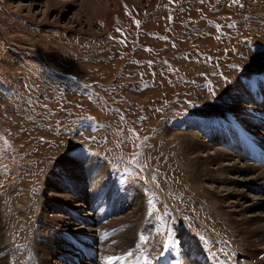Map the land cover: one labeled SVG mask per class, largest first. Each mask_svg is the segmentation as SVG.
<instances>
[{"label": "rangeland", "instance_id": "obj_1", "mask_svg": "<svg viewBox=\"0 0 264 264\" xmlns=\"http://www.w3.org/2000/svg\"><path fill=\"white\" fill-rule=\"evenodd\" d=\"M43 1L0 0V264H42L55 237L73 247L65 257L93 249L82 264H252L241 238L257 217L225 215L177 131L239 152L261 129L264 0H105L89 28L78 5L54 21ZM67 172L89 183L73 193L83 204L46 185ZM56 212L69 232L48 229Z\"/></svg>", "mask_w": 264, "mask_h": 264}, {"label": "bare ground", "instance_id": "obj_2", "mask_svg": "<svg viewBox=\"0 0 264 264\" xmlns=\"http://www.w3.org/2000/svg\"><path fill=\"white\" fill-rule=\"evenodd\" d=\"M26 4V5H25ZM17 3V7L21 8L23 5L25 6H31V4H27V3ZM35 5H37L40 8V13L42 15L45 14V12H53V19L54 21H59L61 18H63L64 21L68 20L67 16L70 12V16L71 17L74 14L73 9L76 8V6L78 5V10H84L85 11V19H84V23L86 25L87 28H89L91 26V22H90V15H91V9H93L94 7H103L107 5V2L105 0H44L42 3H33ZM75 7V8H74ZM16 8V7H14ZM39 9V8H38ZM27 10V9H25ZM22 12V11H21ZM77 13V10L76 12ZM33 14V13H32ZM47 14V13H46ZM64 15L65 19H64ZM39 18V17H38ZM70 20H68L67 22H69ZM67 24V23H66ZM72 24V23H70ZM245 82V81H244ZM250 87V86H249ZM246 92V91H245ZM238 94V93H237ZM248 94V93H247ZM242 95V94H241ZM232 96V95H231ZM230 96V97H231ZM244 96V93H243ZM243 98V97H242ZM231 100V99H230ZM243 101V100H242ZM241 101V102H242ZM232 102V101H231ZM237 102V101H236ZM230 105V104H229ZM235 108L237 109V107L235 106ZM240 109V107H238V110ZM172 112V111H171ZM243 112V111H242ZM175 112H173L174 114ZM225 113V111H224ZM250 113V112H247ZM253 113V112H252ZM226 114V113H225ZM229 114V113H227ZM234 114V113H233ZM238 114V113H237ZM258 113H256L257 115ZM168 115V114H167ZM176 116V115H175ZM248 116V115H247ZM198 117V116H197ZM240 117V116H239ZM233 118V117H232ZM199 119V117H198ZM202 119V118H201ZM228 119V118H227ZM190 120L191 116H190ZM207 120V118H206ZM206 120L204 122H206ZM211 120V119H210ZM217 120V119H216ZM231 120V119H230ZM201 121H199L200 123ZM228 122V121H227ZM238 122V120H237ZM182 123V122H181ZM208 123H210L208 121ZM176 124V123H175ZM227 125V124H226ZM195 126V125H194ZM209 126V125H208ZM244 126V125H243ZM251 126V125H250ZM187 127V126H186ZM205 127V126H204ZM235 127V126H234ZM239 127V126H238ZM199 128V127H198ZM229 128V127H228ZM237 128V127H236ZM258 128V127H257ZM224 129V128H223ZM252 129V128H251ZM168 129H166L167 131ZM176 130V128H175ZM179 130V129H178ZM204 130V128H203ZM215 130V129H213ZM233 130V129H232ZM169 131V130H168ZM164 132V131H163ZM170 132V131H169ZM178 134L182 135L183 137V142H186L187 146L183 149L184 150V154H192L194 158H198L200 159L204 164L205 167L202 171H205V174L207 175L206 178H203L202 176L199 177V179H202V181H207V183L209 184L210 189V193L212 195V197L214 198L213 200L217 201L218 204H220V208L223 210V212L225 213L226 216L229 217V219L232 220H245L247 219V217H253L256 216L258 219V223H260V225H256L259 226L258 230H255L252 232V234L250 235H246L244 236L242 239V241L244 242L243 244H245V246L247 247H251L250 249H245L246 252V259H249L250 261H252V264H264V204H260L258 202L255 201H249V198L246 194V189L249 190V188L253 191H260L259 190V186L255 185L252 183V181H258V184H260L261 190L264 191V166L259 164V163H251L253 162L251 158H244L243 156H241L237 151H235L232 147H231V151L228 150H224L221 147H219V142L216 140H213L212 142H206L205 140H203L202 138H200V134L198 132H196L195 130H185V131H177ZM208 132V131H207ZM215 132V131H214ZM241 132V131H240ZM165 133V132H164ZM204 133V132H203ZM264 134V133H263ZM216 135V133H215ZM223 135V134H222ZM216 137V136H215ZM225 142V141H224ZM264 142V141H263ZM231 144V143H230ZM227 146V145H226ZM81 154V153H80ZM74 156V155H73ZM79 156V155H78ZM85 156V155H84ZM190 156V155H189ZM87 157V156H86ZM84 158V157H83ZM77 159V158H76ZM89 159V158H88ZM80 161V160H79ZM84 161V159H83ZM82 161V162H83ZM87 161V160H86ZM90 161V160H89ZM64 162H70L69 159H67ZM81 162V163H82ZM92 162V161H91ZM192 162V161H190ZM61 163V162H60ZM63 163H61V165H63ZM80 163V162H79ZM195 163V162H194ZM92 164V163H91ZM201 164V163H200ZM68 165V164H67ZM65 166V165H63ZM75 164H71L70 167H75ZM197 166V165H196ZM82 167H84L82 165ZM99 167V166H98ZM55 169V168H54ZM73 169V168H72ZM79 170V169H78ZM85 170H87V168H85ZM84 170V172H85ZM103 170V169H102ZM55 171V170H54ZM52 171V172H54ZM63 171H66V168H63ZM73 171V170H72ZM75 171V170H74ZM83 171V170H82ZM76 172V171H75ZM92 172V171H91ZM106 172V171H105ZM70 173V172H69ZM90 173V172H89ZM100 173V172H99ZM66 178H68L69 180L67 181V179H65V177H61V181H57L60 180V178H58L57 180L52 181L51 179H49L50 182H48L46 185L51 189V187L53 189H55L56 191H58L60 194L59 196H66L68 199H70V201L73 204H79L78 202L80 201V203L83 202V199L77 198L76 196L73 195V193H80L83 195L84 192V188L86 186L89 185V183L86 181L85 182H81L78 181L79 176H81L80 173H76V175H70L65 174ZM61 176V175H60ZM78 176V178L76 177ZM83 176V175H82ZM85 176V175H84ZM91 177V176H90ZM86 178V180L91 181V179ZM150 177V176H149ZM83 178V177H82ZM150 181V180H149ZM151 182H153L151 180ZM67 185L66 184H69ZM204 183V182H203ZM206 183V184H207ZM45 185V184H44ZM200 185V184H199ZM73 186V187H72ZM247 187L245 189V187ZM69 188L71 189L69 192ZM88 188V187H87ZM48 189V188H47ZM216 189V190H215ZM91 191V190H89ZM95 191V190H94ZM45 192V191H44ZM93 192V191H92ZM89 193V192H88ZM42 194V193H41ZM90 194V193H89ZM257 194V193H256ZM112 195V194H111ZM89 196V195H88ZM114 196V195H113ZM112 196V198L114 199V197ZM253 197V196H252ZM42 198H45L46 200L51 199L49 193H45ZM90 198V197H89ZM165 198V197H164ZM258 198V197H257ZM88 200V199H87ZM256 200V198H255ZM88 202V201H87ZM91 202V201H90ZM93 202V201H92ZM51 205H54V203H50ZM47 202L43 203L42 206H46L48 204ZM85 203V202H84ZM83 204V203H82ZM93 204V203H92ZM63 205V204H62ZM41 206V207H42ZM95 206V205H94ZM93 206V207H94ZM97 206V205H96ZM39 207V206H38ZM52 207L48 208L46 210H50ZM57 208V207H56ZM45 210V208H42ZM68 209V208H67ZM58 210V209H57ZM56 210V211H57ZM257 210L261 211L262 213L258 214L255 213ZM42 211V210H41ZM55 211V210H54ZM87 211V210H86ZM101 211V210H100ZM103 211V210H102ZM176 211V210H175ZM60 212V211H59ZM82 212V211H81ZM52 213V212H51ZM64 213V212H63ZM46 214V213H45ZM130 214V213H129ZM179 214V213H178ZM181 214V213H180ZM62 214L56 212V214H52L50 215L49 219L47 217L46 220H48L47 222L52 224L48 226V229H50V231H52V233H56L55 231H57V233H64V232H69L70 226H73V224H70L69 222H66V218L63 219L61 217ZM69 215V214H68ZM78 215V216H77ZM76 215V222L81 223V224H86L85 220H81L78 217H81V214H79V212H77ZM85 215V214H84ZM95 215V214H94ZM173 216V215H172ZM101 217V216H100ZM44 218V216H43ZM132 218V217H131ZM75 219V217H74ZM74 219H70V220H74ZM35 219H33L34 221ZM42 220V219H41ZM172 220V219H170ZM58 221H60V223H57ZM94 221V220H93ZM99 221V220H98ZM137 221V219L135 220ZM140 221V220H139ZM92 222V221H91ZM33 223V222H32ZM122 223H126L124 217L121 218L119 221H116L115 225H119ZM141 223V222H139ZM151 223V222H150ZM149 223V225H150ZM238 223V222H237ZM46 225V223H44ZM80 224V225H81ZM107 225V224H106ZM124 225V224H123ZM164 225V224H163ZM232 225V224H230ZM147 225H145L144 227H146ZM157 226V225H156ZM236 226V225H235ZM35 227V226H34ZM69 227V228H68ZM81 227V226H80ZM126 227V225H125ZM169 227V226H168ZM254 227V226H253ZM37 228V227H36ZM40 228V227H39ZM93 228V227H92ZM108 228V227H107ZM149 228V227H148ZM153 228V226H152ZM233 228V227H232ZM97 229V228H96ZM112 229V227H111ZM150 229V228H149ZM190 229V228H189ZM252 229V228H251ZM92 230V229H91ZM168 230V229H167ZM35 231V230H34ZM96 231V230H93ZM170 231V230H169ZM233 231V230H232ZM47 232V231H45ZM106 232V231H105ZM104 232V233H105ZM125 232H128L127 229L122 231V234H125ZM195 232V231H194ZM76 233V232H75ZM130 233V232H128ZM166 233V232H165ZM179 233V232H178ZM196 233V232H195ZM35 234V232H34ZM74 234V233H73ZM97 234V233H96ZM213 234V233H212ZM230 234V233H229ZM234 234V233H233ZM89 235V234H88ZM93 235V234H92ZM188 235V234H187ZM190 235V234H189ZM188 235V236H189ZM193 235V234H192ZM196 235V234H195ZM231 235V234H230ZM71 236V235H69ZM79 236V235H78ZM81 236V235H80ZM125 236V235H124ZM102 237H104L102 235ZM126 238L129 236H125ZM27 238V237H26ZM37 238V237H36ZM44 238V237H43ZM130 238V237H129ZM173 238V237H172ZM34 239V237L32 238ZM36 240V239H35ZM39 240H41L39 238ZM79 240V239H78ZM83 240V239H82ZM103 240V239H101ZM30 241V240H29ZM91 241V240H90ZM93 241V240H92ZM98 241V240H97ZM176 241V240H175ZM203 241V240H202ZM201 241V242H202ZM26 242V241H25ZM99 242V241H98ZM153 242V241H151ZM174 242V241H173ZM172 242V243H173ZM198 242V241H197ZM33 243V242H32ZM42 243V242H41ZM50 243V242H49ZM55 249L52 250L49 248L50 253H47L48 250L46 249H40V247L37 248V250L40 251L41 255L44 257L43 260L39 259V262L41 261L42 264H73L72 258L69 257H65L63 256L62 252H67L70 251V249L73 247L68 246L67 244L63 243V241L61 239H57L55 237ZM178 243V242H176ZM176 243L174 242V244L176 245ZM203 243V242H202ZM35 244V243H34ZM28 245V243H27ZM36 245V244H35ZM134 245V244H133ZM172 245V244H170ZM169 245V246H170ZM198 245V244H197ZM238 245V244H235ZM241 245V244H240ZM259 245H261L262 247H260ZM32 246V245H31ZM51 246V245H50ZM136 246V245H135ZM206 246V245H205ZM242 246V245H241ZM30 247V246H29ZM28 247V248H29ZM36 247V246H34ZM90 247V246H89ZM97 247V246H96ZM149 247V246H147ZM152 247V244H151ZM173 247V246H172ZM178 247V244H177ZM180 247V246H179ZM194 247V246H193ZM253 247V248H252ZM32 248V247H31ZM98 248V247H97ZM100 248V246H99ZM186 248V247H185ZM135 249V248H134ZM175 249V248H173ZM184 249V248H183ZM32 250V249H30ZM100 250V249H99ZM182 250V249H181ZM206 250V249H205ZM240 250V249H238ZM28 251V250H27ZM46 251V252H45ZM52 251V252H51ZM103 251V250H102ZM144 251V250H143ZM147 251V250H145ZM180 251V249H179ZM194 251V250H193ZM241 251V250H240ZM35 252V251H34ZM166 252V251H165ZM183 252V251H181ZM185 252V251H184ZM187 252L189 253V249L187 250ZM198 252V251H197ZM243 252V251H242ZM28 253V252H27ZM69 253V252H68ZM102 253V252H101ZM128 253V252H127ZM167 253V252H166ZM30 254V253H29ZM144 254V253H143ZM146 254V253H145ZM176 254V252H175ZM184 254V253H182ZM181 254V255H182ZM240 254V253H238ZM242 254V253H241ZM244 254V253H243ZM36 255V254H34ZM164 255V254H163ZM179 255V256H181ZM210 255V253H209ZM31 256V255H30ZM33 256V254H32ZM103 256V255H102ZM105 256V255H104ZM110 256V255H109ZM166 256V255H165ZM178 256V254L176 255ZM178 256V257H179ZM184 256V255H183ZM211 256V255H210ZM235 256V255H234ZM34 257V256H33ZM50 257V258H49ZM131 257V256H130ZM203 257V256H202ZM236 257V256H235ZM53 258V259H52ZM60 259V263L58 261H54V259ZM172 258V257H171ZM186 258V257H185ZM29 259V258H28ZM78 261H82L83 258L81 257V255L77 256ZM244 259V260H246ZM256 259V260H255ZM36 260V259H35ZM182 260V259H181ZM211 260V259H210ZM237 260V259H236ZM33 261V260H30ZM193 261V260H192ZM239 261V260H238ZM28 262V261H27ZM173 262V261H172ZM204 262V261H203ZM216 262V261H215ZM33 263V262H32ZM31 263V264H32ZM200 263V261H199ZM30 264V263H29ZM39 264V263H38ZM189 264V263H188ZM198 264V263H197ZM213 264V263H212ZM216 264V263H215ZM218 264V263H217Z\"/></svg>", "mask_w": 264, "mask_h": 264}]
</instances>
